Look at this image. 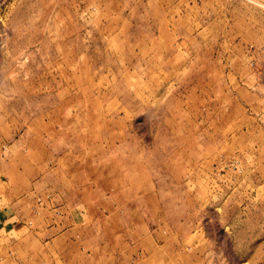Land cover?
<instances>
[{
  "label": "rangeland",
  "instance_id": "1",
  "mask_svg": "<svg viewBox=\"0 0 264 264\" xmlns=\"http://www.w3.org/2000/svg\"><path fill=\"white\" fill-rule=\"evenodd\" d=\"M0 264H264V0H0Z\"/></svg>",
  "mask_w": 264,
  "mask_h": 264
}]
</instances>
